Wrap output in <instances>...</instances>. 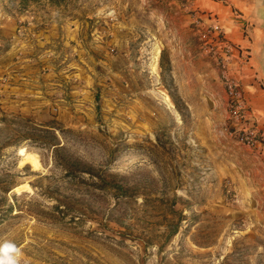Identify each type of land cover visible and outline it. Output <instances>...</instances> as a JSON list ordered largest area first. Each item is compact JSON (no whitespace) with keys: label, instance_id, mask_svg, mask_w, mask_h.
Masks as SVG:
<instances>
[{"label":"rangeland","instance_id":"1","mask_svg":"<svg viewBox=\"0 0 264 264\" xmlns=\"http://www.w3.org/2000/svg\"><path fill=\"white\" fill-rule=\"evenodd\" d=\"M59 1L0 0V261L264 264L246 11Z\"/></svg>","mask_w":264,"mask_h":264},{"label":"crops","instance_id":"2","mask_svg":"<svg viewBox=\"0 0 264 264\" xmlns=\"http://www.w3.org/2000/svg\"><path fill=\"white\" fill-rule=\"evenodd\" d=\"M236 2L239 3L240 9L244 10V12L246 11L243 17L249 21L248 26L251 36L249 47L253 51L259 49L260 46L264 48V0H236ZM216 4H218L217 0H210L208 6L214 8ZM257 30L260 31V39L256 37ZM256 76L258 77L257 74Z\"/></svg>","mask_w":264,"mask_h":264},{"label":"trees","instance_id":"3","mask_svg":"<svg viewBox=\"0 0 264 264\" xmlns=\"http://www.w3.org/2000/svg\"><path fill=\"white\" fill-rule=\"evenodd\" d=\"M50 2L54 3V4H58L60 3L59 0H50ZM58 146H56L54 149H53V158L56 159V157L58 156V147H59V144H56ZM76 162L78 165H81V163H83L79 158L76 159ZM84 169H88V168H84ZM86 170H82L81 168H77V170H75V173L78 174V175H83V173L85 172ZM118 190H123V186L121 184H117L115 186ZM1 220V218H0Z\"/></svg>","mask_w":264,"mask_h":264},{"label":"built area","instance_id":"4","mask_svg":"<svg viewBox=\"0 0 264 264\" xmlns=\"http://www.w3.org/2000/svg\"><path fill=\"white\" fill-rule=\"evenodd\" d=\"M214 31H218L220 29V26L218 24H215L212 26Z\"/></svg>","mask_w":264,"mask_h":264},{"label":"clouds","instance_id":"5","mask_svg":"<svg viewBox=\"0 0 264 264\" xmlns=\"http://www.w3.org/2000/svg\"><path fill=\"white\" fill-rule=\"evenodd\" d=\"M6 248H7V246H6ZM0 264H3V261H0Z\"/></svg>","mask_w":264,"mask_h":264}]
</instances>
